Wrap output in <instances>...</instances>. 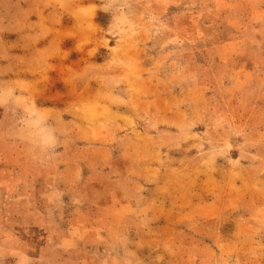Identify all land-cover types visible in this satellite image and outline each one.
<instances>
[{
  "label": "rangeland",
  "instance_id": "374dc122",
  "mask_svg": "<svg viewBox=\"0 0 264 264\" xmlns=\"http://www.w3.org/2000/svg\"><path fill=\"white\" fill-rule=\"evenodd\" d=\"M0 264H264V0H0Z\"/></svg>",
  "mask_w": 264,
  "mask_h": 264
}]
</instances>
